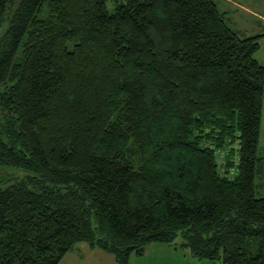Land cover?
<instances>
[{"label":"trees","instance_id":"16d2710c","mask_svg":"<svg viewBox=\"0 0 264 264\" xmlns=\"http://www.w3.org/2000/svg\"><path fill=\"white\" fill-rule=\"evenodd\" d=\"M0 0V264L152 241L264 264L260 35L217 0Z\"/></svg>","mask_w":264,"mask_h":264},{"label":"rangeland","instance_id":"374dc122","mask_svg":"<svg viewBox=\"0 0 264 264\" xmlns=\"http://www.w3.org/2000/svg\"><path fill=\"white\" fill-rule=\"evenodd\" d=\"M235 1L234 3L233 0H217L220 9L226 11L229 23L241 36L260 35L261 47L256 53V58L264 64V0ZM108 4L111 9L115 6L113 0H109ZM259 148L264 154V108ZM29 173L23 168L0 162V186H5L11 179ZM256 194L264 196V177L258 181ZM181 240L182 236L179 235L173 242L152 241L145 246L143 254L132 252L128 264H223L222 260L194 256L190 248L181 245ZM66 261L76 264H117L114 254L100 248L92 249L84 241L75 245L68 253Z\"/></svg>","mask_w":264,"mask_h":264},{"label":"crops","instance_id":"0c3cea01","mask_svg":"<svg viewBox=\"0 0 264 264\" xmlns=\"http://www.w3.org/2000/svg\"><path fill=\"white\" fill-rule=\"evenodd\" d=\"M234 3L236 2L235 0H233ZM236 4H239V3H236ZM242 4V3H241ZM247 9V8H246ZM248 10V9H247ZM89 245V244H88ZM90 248H92L90 245H89ZM94 249V248H92ZM68 254L64 257V259L59 263V264H76L75 262H72V261H66V258H67Z\"/></svg>","mask_w":264,"mask_h":264}]
</instances>
